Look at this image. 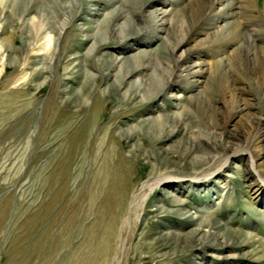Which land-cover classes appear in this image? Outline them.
I'll return each mask as SVG.
<instances>
[{
	"label": "rangeland",
	"instance_id": "1",
	"mask_svg": "<svg viewBox=\"0 0 264 264\" xmlns=\"http://www.w3.org/2000/svg\"><path fill=\"white\" fill-rule=\"evenodd\" d=\"M258 123L264 0H0V264H264V131L222 149ZM120 159L129 200L170 178L110 230L99 209ZM171 200L187 216L157 217ZM202 221L217 228L201 247L163 239ZM247 236L257 260L236 247Z\"/></svg>",
	"mask_w": 264,
	"mask_h": 264
},
{
	"label": "bare ground",
	"instance_id": "2",
	"mask_svg": "<svg viewBox=\"0 0 264 264\" xmlns=\"http://www.w3.org/2000/svg\"><path fill=\"white\" fill-rule=\"evenodd\" d=\"M126 22L128 23V20H126ZM123 29L124 28H121L120 30H118L117 37H119L120 39L125 38V36H127L126 34H128L125 31H123ZM129 34H130V32H129ZM88 38L90 39V36H88ZM105 44H106L105 42H101L100 45H103L104 46ZM116 62L120 63V67L121 68H124L129 63L128 59L126 60V59L121 58V57L116 58ZM134 71H137V68L136 67L134 69H132V70H129L124 75L123 79L125 77L126 78L129 77L131 75V73H133ZM192 73H194V72H192ZM172 83L175 84L176 82H172ZM169 84H170V80H169V82L160 84V86L158 87V89L157 90H154L152 92V96L151 97H154L155 98L156 95L164 92L165 89L167 88V86ZM129 86H131V85H129ZM128 88H130V87H128ZM135 96L136 95H134V97ZM180 97H177L176 99H180ZM180 116H181L180 114L179 115L177 114V115H175V118H178L179 119V118H181ZM263 131H264L263 126L261 125V123H258V125H256V127L251 128V130L248 133L246 132L247 134L245 135V138H243V140H240V138L237 135H235V134L228 133V132H223V134H222L223 135L222 136V143H223L224 146L222 145V149L225 152L228 150L227 152L230 153L233 150V146H230V145L235 144L236 141L239 142V143H243L242 145H245L246 147H248L252 143H254L255 141H257L258 139L262 138ZM173 133H175V131L172 132L170 134V136ZM119 135H122V137L123 136H126V138H128V139L129 138L130 139L132 138V135H130V134H123V132H121ZM196 141L198 142L199 139L198 140L197 139H194V142H196ZM206 144L207 145H211V143H208V142H206ZM236 145H238V144H236ZM211 148L212 149H215V147L212 146V145H211ZM131 150H132L133 154H135V152H136L137 149L133 148ZM127 161H128V159L127 160L120 159L119 162L117 163L118 167H117V170H116L115 173H109V171H106V178H107V181H109V185H108L109 187H108V192H107V195L105 197V200L102 203V205L100 206L101 208L99 209V214H100V218L101 219H102V217L105 214H109L110 221H109V224H108V226H109L108 229H110V230L111 229H114V225L118 221V216L124 211V209H125V203H126L127 200H129V199H127V196H128V192L130 190V187L132 186V181L130 179V170H128L126 168V164L125 163ZM132 163H133V161H132ZM197 165H199V164H197ZM197 165H193L191 167H196L197 168ZM220 168H222V167H220ZM165 178H170V176H163V177H158V178H155V179L152 178V176H151L148 180H146L142 184L139 192H135V193L132 194V197L130 198L129 203L126 205L127 206L126 208H128V210H132L134 208L136 209L139 204L144 203V201H146V199L143 200V196H144L143 195V191L145 189L152 188V186L155 183H159L160 181H162ZM198 179L199 178L193 177V178H191L190 181H195V180H198ZM183 181L184 180L182 178H179L177 182H172L171 181V183L172 184L173 183H182ZM162 194L164 195V197L169 198V199H172L170 197L171 196V192L170 191L165 190L164 192H162ZM169 205H170V208L169 209L164 208L163 206H158L153 211H160V214H163V215H160V216H157V217H163L164 215L167 216V215L173 214V213H175V214L176 213H179L180 215H186V214L189 213V211L186 208V205L187 204H186L185 201H181V200H171L169 202ZM197 220H198V216L192 219V221H196V222H197ZM190 224H192V223H190ZM194 225L195 224H193V226ZM197 226H198L197 229L191 231L189 234L179 235V234H175V233H166L163 236V239H165L167 242H170V241L171 242L172 241L178 242V241L183 240V239L186 241L188 238L189 239L190 238H194L195 239V244H192L190 247H194V248L195 247H201L202 246V238L205 237V236H207L209 234L206 231H204L203 228L204 227H208V228L211 229V228L214 227L216 229L217 228V224L216 223H213L212 224V222L211 223L210 222L209 223L208 222L206 223V222L202 221L199 224H197ZM228 232L227 233L229 235H232L234 238H237L236 236H238V235L235 232L229 231V230H228ZM110 233L111 232L109 231V234L107 235V237H109L111 235ZM214 234H216V233H214ZM199 236H201V237H199ZM209 236H211V235H209ZM229 239H230L229 240L230 242L233 241V239H231V238H229ZM216 240H217V238L215 237V240H214L213 243H216L219 246V249H225V248H227L229 246H233V244L227 243V241H225V240H220V241L218 240L219 242L216 241ZM207 245H210V243L208 242ZM261 245H262V243L258 239L254 238L253 236H247V239L246 240L240 242L237 246L236 245H234V246L240 248L241 250H243L244 247L249 246L250 247V250L247 251V252H245V253H243L241 256H243V257L247 256L248 258L256 259L257 260L258 257H256V256L259 253L258 250H259V248H260ZM262 249H261V251H263ZM172 250H175V249L173 248ZM233 257H235V256H228L227 258L231 259Z\"/></svg>",
	"mask_w": 264,
	"mask_h": 264
}]
</instances>
